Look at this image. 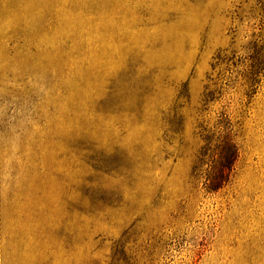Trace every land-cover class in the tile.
<instances>
[{
    "label": "rangeland",
    "instance_id": "374dc122",
    "mask_svg": "<svg viewBox=\"0 0 264 264\" xmlns=\"http://www.w3.org/2000/svg\"><path fill=\"white\" fill-rule=\"evenodd\" d=\"M0 264H264V0H0Z\"/></svg>",
    "mask_w": 264,
    "mask_h": 264
},
{
    "label": "trees",
    "instance_id": "16d2710c",
    "mask_svg": "<svg viewBox=\"0 0 264 264\" xmlns=\"http://www.w3.org/2000/svg\"><path fill=\"white\" fill-rule=\"evenodd\" d=\"M226 56L218 57V62ZM228 66V63H227ZM212 91L205 93L209 101ZM199 153L197 155V174L202 188L212 192L222 187L229 179L233 163L237 156L235 133L227 117L218 114L209 127H205Z\"/></svg>",
    "mask_w": 264,
    "mask_h": 264
}]
</instances>
